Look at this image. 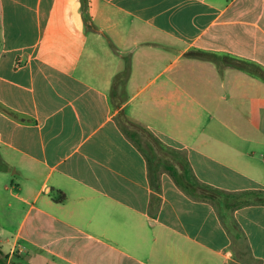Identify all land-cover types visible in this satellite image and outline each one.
Listing matches in <instances>:
<instances>
[{"label":"crops","instance_id":"crops-1","mask_svg":"<svg viewBox=\"0 0 264 264\" xmlns=\"http://www.w3.org/2000/svg\"><path fill=\"white\" fill-rule=\"evenodd\" d=\"M257 67L264 0H0V264H264V204L232 210L236 238L162 166L153 189L121 127L200 182L264 189Z\"/></svg>","mask_w":264,"mask_h":264},{"label":"trees","instance_id":"trees-1","mask_svg":"<svg viewBox=\"0 0 264 264\" xmlns=\"http://www.w3.org/2000/svg\"><path fill=\"white\" fill-rule=\"evenodd\" d=\"M84 5L87 0H80ZM187 54L194 57H205L215 60V54L205 53L201 50H191ZM245 61L236 59L235 66L245 69L248 67ZM245 64V65H244ZM128 65L125 66L120 75H125ZM253 74L264 80V69L257 67ZM123 130L138 144L143 150L149 164L150 184L157 192L160 191L159 167L162 166L173 176L176 183L181 186L189 195L196 199H207L215 204L219 215L225 226L231 230L236 238L242 237L243 232L235 222L231 212L233 209L248 204H264V189H245L241 191H226L213 185L200 182L193 174L190 163L185 155L178 161H174L173 156L178 155L173 148L166 146L162 141L155 137L144 126L125 119L121 122ZM169 153L172 154L170 158ZM5 167L0 157V170ZM159 199V197L154 196ZM11 264H15L12 262Z\"/></svg>","mask_w":264,"mask_h":264},{"label":"rangeland","instance_id":"rangeland-1","mask_svg":"<svg viewBox=\"0 0 264 264\" xmlns=\"http://www.w3.org/2000/svg\"><path fill=\"white\" fill-rule=\"evenodd\" d=\"M259 150V149H258ZM11 177H13V178H17L18 176L17 175H15V174H11ZM13 227H14V225H12L11 227H4L3 228V226H0V240H2V241H0V245H1V247H2V249L3 250H5L6 252H8L10 249H9V242H7L6 240H7V237H8V235H6V231L7 230H12L13 229ZM5 230V231H4ZM11 238V237H10Z\"/></svg>","mask_w":264,"mask_h":264}]
</instances>
